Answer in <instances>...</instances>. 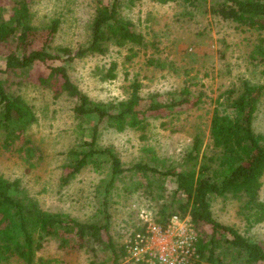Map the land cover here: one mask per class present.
Here are the masks:
<instances>
[{"label":"rangeland","instance_id":"obj_1","mask_svg":"<svg viewBox=\"0 0 264 264\" xmlns=\"http://www.w3.org/2000/svg\"><path fill=\"white\" fill-rule=\"evenodd\" d=\"M93 2L95 0H30L35 23L43 25L59 16L61 22L52 40L53 50L68 48L72 60L56 63L66 65L69 76L81 91L96 101L121 99L135 82L139 85L141 109L146 108L152 97L164 100L185 88L190 100L195 102L146 113L143 133L133 129L116 131L104 122L99 123L96 146L112 147L126 168L139 160L157 163L160 167L185 164L183 156L193 137L200 136L202 149L208 144L214 109L225 111L222 104L227 90L239 88L244 80L263 85L254 124L256 131L264 134V60L250 57L259 38L264 39V31L260 34L240 32L232 23L212 16L207 11L210 0L194 1L197 9L177 1L162 4L157 0H139L133 6L124 4L121 8L134 29L144 36L143 47L130 51L126 47L109 46L103 54L77 57L74 56L76 51L90 39ZM44 40L45 32L40 31L33 37L32 47H40ZM8 52L5 47L0 49V68L4 67ZM132 52L134 56L130 57ZM110 68H113V78L108 77ZM46 72L44 66L37 65L20 86V93L37 114L36 123L27 132L35 156L29 164L18 152L0 148V176L19 178L42 210L60 212L80 221L95 220L100 217L94 218L99 198L95 190L98 184V190H103L104 179L108 178L106 170L89 166L69 184L61 185L60 181L65 172L67 151L82 140L90 141L92 125L77 122L71 98L63 93L56 98L53 91L39 83V75ZM132 175L125 171L109 193L110 234L119 253L134 230L141 227V214L160 217L155 211L159 202L150 200L143 192L145 188L150 190L149 186L134 189L140 178ZM261 180L258 198L264 204V175ZM182 200L185 201L183 196ZM210 203L215 220L264 245V218L255 222L254 216H241L238 213L240 202L231 195H212ZM176 207L174 212L182 214L181 218L189 215L188 211L183 213L186 209L183 204ZM196 229L199 236L209 239L208 225L199 223ZM216 252L223 264H239L234 250L223 246ZM124 253L125 248L118 264ZM103 254L100 253L106 255ZM41 256L43 262L35 264H89L86 249L59 250L53 242ZM9 264L25 263L13 260ZM199 264H205L204 259Z\"/></svg>","mask_w":264,"mask_h":264},{"label":"trees","instance_id":"obj_2","mask_svg":"<svg viewBox=\"0 0 264 264\" xmlns=\"http://www.w3.org/2000/svg\"><path fill=\"white\" fill-rule=\"evenodd\" d=\"M137 1L95 0L89 24L90 39L74 56L103 54L109 46L126 47L130 51L143 47L144 36L134 29L121 8L124 4L133 6ZM157 1L162 4L177 1L197 9L194 3L197 0ZM207 11L232 23L240 32L260 34L264 31V0H210ZM60 22L57 16L43 25L35 23L30 0H0V49L5 47L9 51L4 67L0 68V148L18 152L31 164L35 149L30 146L27 132L36 123L37 114L20 93V86L32 69L44 66L47 72L39 75V83L53 91L56 98L62 93L71 98L77 122L92 125L90 141L82 140L67 151L61 185L69 184L89 166L105 169L108 178L104 179V188L99 191L98 184L95 190L99 198L94 218L100 217L80 221L60 212L42 210L25 191L19 178L0 176V264L13 260L41 263L42 252L50 242L56 243L59 250L86 249L89 264H118L124 248L117 252L110 234L109 193L125 171L140 178L134 189L148 185L150 190L145 188L143 192L150 200L159 202L155 209L156 215H160L155 218L157 223L165 226L171 216L182 215L174 212V207L177 205L175 209H178L183 204L188 209H183V213L188 211L196 226L199 223L209 226V239L198 238L199 261L195 264L201 259L205 264H223L216 252L223 246L236 252L239 264H264V245L215 220L210 203L212 195H231L240 202L238 213L241 216H254L255 222L264 218V204L258 198L264 175V134L256 131L254 124L263 85L244 80L239 88L227 90L222 104L225 111L216 108L212 113L208 144L202 149V140L196 134L183 156L185 164L160 167L157 163L139 160L126 168L112 147L96 146L99 123L104 122L116 131L133 129L143 133L147 125L146 113L172 110L195 102L190 100L185 88L164 100L152 97L146 108L141 109L139 85L135 82L124 98L93 100L71 79L66 65L56 63L72 60L68 48L53 50L52 40ZM40 31L45 32V40L40 47L33 48V37ZM263 44L264 39L259 38L250 52L252 59L264 60ZM133 56L134 52L130 57ZM108 74L114 77L113 68ZM101 252L107 256H101Z\"/></svg>","mask_w":264,"mask_h":264},{"label":"built area","instance_id":"obj_3","mask_svg":"<svg viewBox=\"0 0 264 264\" xmlns=\"http://www.w3.org/2000/svg\"><path fill=\"white\" fill-rule=\"evenodd\" d=\"M143 213V212H142ZM173 215L163 226L141 214V227L127 240L121 264H195L199 261L196 225Z\"/></svg>","mask_w":264,"mask_h":264}]
</instances>
